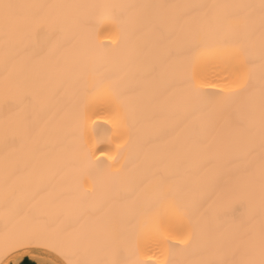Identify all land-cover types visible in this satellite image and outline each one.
<instances>
[{"label":"snow or ice","instance_id":"6c2138e0","mask_svg":"<svg viewBox=\"0 0 264 264\" xmlns=\"http://www.w3.org/2000/svg\"><path fill=\"white\" fill-rule=\"evenodd\" d=\"M96 8L105 10L102 17L78 16L80 31L69 32L61 10ZM125 17L165 41L161 72L176 81L170 92L180 97L176 105L161 101L150 123L135 126L131 121V97L104 76L103 56L92 61V82L74 90L68 100L56 86L42 94L21 72L62 48H77L85 32L102 52L118 48L125 39ZM0 24L5 35L0 47V146L5 160L17 152L34 159L42 144L71 139L77 162L72 185L82 197L70 209L86 215L90 207L108 216L111 244L106 257L91 255L79 233L52 228L44 214L25 211L8 187L6 165L0 264H20V256L30 255L33 246L61 258L53 264H173L174 238L190 247L240 206L247 209V218L233 226L229 242L206 249L187 264H264V0L104 5L0 0ZM105 25L117 33L110 44L99 40ZM53 37L59 39L54 42ZM223 73L229 86L210 92ZM108 125L118 133L115 154L93 143L98 130ZM193 134L204 137L202 151L209 163L228 161L236 168H214L193 188L181 186L161 168L141 171L121 164L132 153L150 151L156 140L187 144ZM241 166L245 177L231 178ZM101 189L104 194L97 197Z\"/></svg>","mask_w":264,"mask_h":264},{"label":"bare ground","instance_id":"6f19581e","mask_svg":"<svg viewBox=\"0 0 264 264\" xmlns=\"http://www.w3.org/2000/svg\"><path fill=\"white\" fill-rule=\"evenodd\" d=\"M11 2L19 4L41 2L65 5H104L114 3H174L178 2V0H11ZM189 2L233 4L258 3V0H189ZM61 12L71 33L80 31L75 23L76 17L94 15L100 18L104 15L105 10L101 8L63 9ZM125 21V24L122 26L125 39L118 48L113 47L106 52H102L96 49L95 41L90 40L88 38L89 34L85 32L84 41L77 48L71 51H65L62 48L56 56L42 60L40 63L26 69H21V72L31 77V85L42 94L49 87L56 86L62 89V97L68 100L71 98L74 90L83 88L86 82H92V61L103 56L105 57L102 67L104 76L110 82L119 86L125 97H131L129 105L131 121L135 126H139L137 122L150 123L151 115L158 109L161 101L176 105L180 103V97L178 94L173 96L170 92V88L176 81L172 80L167 73L161 72L162 60L160 52L165 45V41L155 40L144 31L143 25L139 22L129 23L127 17H125ZM99 32V40L104 44H110L112 39H115L117 36L116 31L112 30L108 25L101 27ZM58 39L59 37H53L54 42ZM4 40V28L0 24V47L3 46ZM149 49L151 53L147 54ZM0 74H2V66H0ZM158 75L160 79H156ZM227 75V73H223L220 77L216 78L218 87L209 89V91L219 92L228 87L229 81L225 79ZM117 139L118 133L108 125L98 130L93 143H96L98 148H103L115 154ZM203 143L204 137L196 134H193L187 144L183 141L156 140L150 151L132 153L125 159H122L121 164L129 168H138L141 171L150 168H161L175 175L181 186L188 184L195 188L197 181L214 168H236L235 164L228 161L213 160L209 163V159L202 151ZM75 152L76 146L69 139L63 142H47L42 144L34 159L28 158L25 152H17L10 155L6 161L3 147L0 146V180L1 182L3 181L2 184L4 185L2 186L0 183V187L4 188L0 191V215H2L5 206L4 194L6 186L4 171L7 165L10 172L8 187L20 204L24 205V203H28V206L32 204L31 212L35 210L36 212L34 213L44 214L48 225L52 228L63 227L70 230L77 228L78 226L73 225L75 218L73 220L71 218L75 216L77 219L78 217L80 219L81 213L76 212V210L74 211V209L71 211L70 209V204L80 201L82 197L80 190L72 185L73 170L77 163ZM237 163L242 164L243 162L238 161ZM244 177V167L241 166L233 172L231 178L242 180ZM35 180H45V183L42 181L43 193L39 191L41 186L38 183L35 185L33 182ZM61 185L66 188L59 190L61 191L59 193L54 188H58ZM55 190L59 194H56ZM103 194V189L98 190L97 197ZM83 202L86 205L89 204L88 201ZM28 206L25 207L27 209L25 211L30 209ZM256 208V227L258 228V191ZM70 212L72 216L69 215V219L65 220L63 215L70 214ZM61 217L62 219L64 217L63 226L62 223L60 224V220L58 221ZM246 218L247 209L244 206H240L233 216L220 220L216 230L212 233L198 236L190 247L179 244L178 239L174 238L171 243L176 245V247L171 248L169 258L173 264H187V262L198 258L206 249L229 242L232 238L231 230L233 226L241 224ZM108 224L109 217L103 213L96 212L95 208L89 207L87 214L81 217V225L75 232L79 233L82 245L91 255L100 258L107 256L111 246L110 240L106 235ZM2 228L3 224L0 222V231H2ZM33 249L49 251L36 246H33Z\"/></svg>","mask_w":264,"mask_h":264},{"label":"crops","instance_id":"0c3cea01","mask_svg":"<svg viewBox=\"0 0 264 264\" xmlns=\"http://www.w3.org/2000/svg\"><path fill=\"white\" fill-rule=\"evenodd\" d=\"M15 259V257H13ZM61 258L54 253L42 249H32L30 255L20 256V264H53Z\"/></svg>","mask_w":264,"mask_h":264},{"label":"rangeland","instance_id":"374dc122","mask_svg":"<svg viewBox=\"0 0 264 264\" xmlns=\"http://www.w3.org/2000/svg\"><path fill=\"white\" fill-rule=\"evenodd\" d=\"M35 181H36V182H35ZM35 181H33V182L35 183V185H37V183H38L39 186H41L42 189L40 188L39 191L42 192V191H43V187H42L43 182H42V181H44V183H45V180H35ZM38 181H40V182H38ZM33 182H32V183H33ZM41 182H42V183H41ZM0 183H1L2 186H4V185L2 184L3 181L1 182V180H0ZM40 183H41V185H40ZM65 188H66V187H64V186L61 185L60 187H58V188H54V189H57V190L59 191V190H61V189L64 190ZM2 189H4V188L0 187V191H1ZM42 193H43V192H42ZM55 193L57 194L58 192L55 190ZM59 193H61V191H59ZM59 193H58V194H59ZM24 205H25V206H24ZM24 205L21 204V206H23L24 209L27 210L25 207L28 206V203H24ZM26 205H27V206H26ZM31 205H32V204L29 205L30 207L28 206V208H30V209H28V211H31V208H32ZM33 205H35V204H33ZM70 205H72V204H70ZM35 206H36V205H35ZM37 207H39V206L37 205ZM33 208H34V206H33ZM36 209H38V208H36ZM71 211H72V209H71ZM74 211H75V210H74ZM74 211H73V212H74ZM32 212H33V211H32ZM34 212H36V211L34 210ZM34 212H33V213H34ZM76 212H77V211H76ZM78 213H79V212H78ZM76 214H77V213H76ZM76 214H75V215H76ZM65 215H66L67 217H66ZM69 215H71V212H70V214H64V215H63V216L65 217V220L69 217ZM78 215H79V214H78ZM71 216H72V215H71ZM64 217H63V219H62V217H61V219H58V221L60 220V221H59L60 224L62 223V226L64 225V224H63V223H64ZM81 217H83L82 214L80 215V219H79V217H78V219H77V217H75V216H73V218L70 217L72 220L75 218V219L73 220V225L79 227V226L81 225ZM68 219H69V218H68ZM72 220H71V221H72ZM65 223H66V222H65ZM73 225H72V226H73ZM78 227H77V228H73V227H71V228H73V231H76V230H78Z\"/></svg>","mask_w":264,"mask_h":264}]
</instances>
